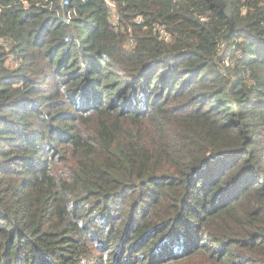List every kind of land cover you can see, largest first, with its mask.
Listing matches in <instances>:
<instances>
[{"label": "trees", "instance_id": "16d2710c", "mask_svg": "<svg viewBox=\"0 0 264 264\" xmlns=\"http://www.w3.org/2000/svg\"><path fill=\"white\" fill-rule=\"evenodd\" d=\"M0 37V264H264V0H0Z\"/></svg>", "mask_w": 264, "mask_h": 264}, {"label": "built area", "instance_id": "2783aa9c", "mask_svg": "<svg viewBox=\"0 0 264 264\" xmlns=\"http://www.w3.org/2000/svg\"><path fill=\"white\" fill-rule=\"evenodd\" d=\"M109 5H110V7H111L112 10H113L114 17H116V11H115V9H114V4H113L112 2L109 1ZM117 14H118V13H117ZM118 17H119V15H118ZM129 29H130V28H129ZM161 31L164 32V37H165V38H168V33H167L164 29H161ZM132 42H133V38H130V43H132Z\"/></svg>", "mask_w": 264, "mask_h": 264}, {"label": "rangeland", "instance_id": "374dc122", "mask_svg": "<svg viewBox=\"0 0 264 264\" xmlns=\"http://www.w3.org/2000/svg\"><path fill=\"white\" fill-rule=\"evenodd\" d=\"M139 18H140V17H139ZM161 29H162V27H160V33H161ZM163 29H164V28H163ZM162 34H164L163 31H162L161 35H162ZM7 40H8V39H4V38H1V37H0V43L5 44L6 42H8V43H6V45H8V44H9V41H7ZM8 62L11 63V62H12V58H10Z\"/></svg>", "mask_w": 264, "mask_h": 264}]
</instances>
